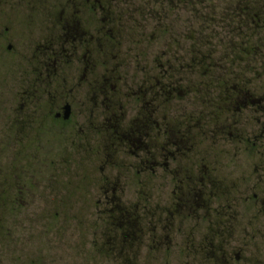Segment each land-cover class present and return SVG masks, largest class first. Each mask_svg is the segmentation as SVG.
Here are the masks:
<instances>
[{"label": "flooded vegetation", "instance_id": "flooded-vegetation-1", "mask_svg": "<svg viewBox=\"0 0 264 264\" xmlns=\"http://www.w3.org/2000/svg\"><path fill=\"white\" fill-rule=\"evenodd\" d=\"M90 1L67 0L60 33L64 44L58 47L59 53L68 47L70 54L79 48L87 54L79 83L71 77L62 82L53 75L59 62V54L53 52L43 61L34 55L36 60L10 66L18 73V92L11 97L20 104L0 116L1 257L8 256L10 245L39 242L46 228L51 237L56 214L50 211L48 221H40V208L79 207L73 200V160L85 164L99 160L118 172L106 174L101 168L98 177L84 176L82 191L97 188L96 203L90 206L97 209L96 220L83 225L86 233L91 229L98 245L86 260L132 261L147 257L152 245L189 242L198 260L213 256L222 264L231 261L220 248L253 238L249 206L264 214V77L231 73L201 77L198 50L191 65L181 46L173 66L177 76L169 75L175 70L166 61L159 67L160 76L150 72L139 80L120 79L119 87L114 84L115 70L114 77L102 71L104 54L98 50L108 40L105 19L95 34L79 30L76 18L85 15ZM25 2L0 0V21L17 26L0 30V36L11 32L24 36L22 17L9 14ZM94 3L93 9L104 15L103 2ZM45 10L43 20L56 19L54 12ZM255 18L251 31L261 36L264 0ZM244 33L239 28L235 35ZM22 47L23 60L26 46ZM27 48L34 54L40 49ZM241 50L243 46L236 47L237 53ZM12 51L8 45L6 54ZM202 85L210 92H201ZM120 164L128 168L123 170ZM153 178L162 180L165 191L161 208L151 209L142 205V198L138 204L137 197L150 201ZM90 191L84 208L89 207L88 198H95ZM262 226L258 221L256 228ZM236 260L240 261L238 254Z\"/></svg>", "mask_w": 264, "mask_h": 264}, {"label": "rangeland", "instance_id": "rangeland-1", "mask_svg": "<svg viewBox=\"0 0 264 264\" xmlns=\"http://www.w3.org/2000/svg\"><path fill=\"white\" fill-rule=\"evenodd\" d=\"M106 8L104 15L98 14V11L94 5V0H91L88 4L85 15L77 17L76 20L80 23L79 30L87 32L88 35L95 34L97 29L102 24L101 19H105L103 26H105L106 38L108 39L104 44H100V49L104 54L102 71L106 75L113 76L115 70V85L120 87V79L125 78H144L150 75L160 76L159 67L162 65V57L167 55L168 52L176 51L174 41H177L184 37H192L190 28L197 31L199 22L193 23L192 16L189 12L178 11L169 15V21L166 25L169 33L166 34L163 29V24L157 27V23L151 20L140 18L137 15H125L121 21L124 24L121 26L117 20L113 21L114 18L119 19V10L116 14H112L113 20L110 13H108L106 5H109L107 0H101ZM107 3V4H106ZM67 0H26L19 10L10 13V16L21 18V22L24 29V36H17L14 32H11L7 36H0V116L4 114L12 113L13 110L19 108V100L13 99L12 93L18 92V86L16 81L18 79V73L13 70L11 65H16L20 61L31 62L33 56H38L37 60L43 61L50 53L59 54L57 67L54 72L55 77H59L62 82L66 78L69 81V77L72 80H76L79 83V79L85 74L84 68L86 59H89L84 49L79 48L73 50L70 54L66 47L64 51L59 53L61 49L60 45L64 44L61 40V29L62 24L65 22V7L67 6ZM49 7V8H48ZM48 12H54L56 15L55 20H43L45 17V9ZM94 8V9H93ZM152 10H155L152 7ZM25 14V15H24ZM32 15L34 21L30 20L27 16ZM123 15V13H122ZM24 16V20H23ZM0 21V30L5 28L17 29L16 22ZM140 25V29L136 26ZM39 29L35 35H31V31ZM1 32V31H0ZM188 33V34H187ZM90 37V36H89ZM183 40H181L182 42ZM173 44V45H171ZM8 45L13 46L11 54H6V47ZM26 46L24 59H20L22 46ZM39 47V51L36 54L32 52H26L27 46ZM97 44H95L96 46ZM99 45V44H98ZM102 45V46H101ZM181 45V44H180ZM173 46V48H170ZM85 56L87 58H85ZM96 60V59H94ZM172 67L174 65L170 64ZM95 69V67L92 66ZM172 73H177V69ZM90 70L89 72H91ZM177 76V75H174ZM114 77V76H113ZM14 83V84H12ZM64 85H62L61 91L64 92ZM3 126V122L0 118V127ZM1 129V128H0ZM2 139L0 135V140ZM73 200L77 202L79 207L77 208H40V221H48L50 218V211H54L56 214V228L54 234L49 237V229L46 228L39 242H29L25 244L17 243V245H10L8 256L2 258L0 255V264H222L215 259L213 256H207L206 260H198L194 258V245L192 243H184L181 245H168V246H151L148 256H142L137 260L132 261H108L105 258H97L86 260L88 254L94 252L93 246L98 245L93 243L95 238L91 235V229L89 233H86V224L83 222L95 221L96 220V208L90 207L91 204H95L97 198V188L91 187L86 188L82 191L80 188H84L86 181L84 180L85 175L89 177H98L103 168L106 174H116L118 171L115 166L102 165L99 160L96 162L80 163L76 162L79 160H73ZM121 167L127 169L124 164H120ZM252 166L250 167L251 172ZM75 179V180H74ZM76 184V185H75ZM163 182L159 178H153L151 188V199L147 201L145 197H137L139 204L140 199L149 208H161L162 200L164 197L163 192L165 191ZM79 189V190H78ZM91 192V196L95 198H88V208H84L86 203V194ZM90 196V197H91ZM149 199V198H148ZM91 200V202L89 201ZM143 208H140L142 210ZM50 214V215H49ZM248 220L250 224L255 226L249 229L250 238L248 241L241 243H233L230 245L221 246L220 249L224 251L226 255H230L232 260L225 259V264H264V214L258 215V210L249 206ZM251 221H253L251 223ZM262 222L263 226L258 229L256 228L257 223ZM90 225V224H89ZM46 227V225H45ZM186 228L185 231H187ZM201 234L205 232L204 229L200 230ZM187 234H191L192 230H188ZM237 236H240L237 234ZM1 238V235H0ZM20 238V237H19ZM51 240L49 241V239ZM240 240V238H239ZM1 242V239H0ZM97 242V241H96ZM218 246V245H216ZM1 247V244H0ZM236 254L239 255L240 261L236 260ZM202 257V255H201Z\"/></svg>", "mask_w": 264, "mask_h": 264}, {"label": "trees", "instance_id": "trees-1", "mask_svg": "<svg viewBox=\"0 0 264 264\" xmlns=\"http://www.w3.org/2000/svg\"><path fill=\"white\" fill-rule=\"evenodd\" d=\"M108 13L116 14L119 10L117 22H121L125 15L132 14L143 19L156 22L157 27L163 24L166 34L169 33L167 26L169 15L178 11L189 12L193 23L199 22L197 31L190 28L192 37H184L174 41L176 51L168 52L162 57L163 63L169 61L177 65L178 55L184 46L186 60L193 65L194 51L198 50V61L201 63V77L211 76H263L264 77V34L253 33L257 23L255 15L261 7V0L258 3L249 5L231 4L229 0H107ZM107 4V3H106ZM152 7L155 10H152ZM123 13V15H122ZM244 19V20H243ZM148 21V20H146ZM140 25L136 28L140 29ZM242 28L243 35H235V32ZM247 29V31H246ZM188 34V33H187ZM181 40H183L181 42ZM181 44V45H180ZM173 45V44H171ZM243 46V50L236 52V47ZM170 48H173L171 46ZM234 70L238 71L235 74ZM233 71V73H232ZM178 73V71H177ZM170 72L169 75H178ZM228 73V74H227ZM210 92L202 85L201 92Z\"/></svg>", "mask_w": 264, "mask_h": 264}]
</instances>
